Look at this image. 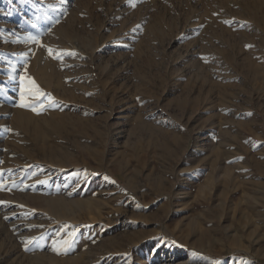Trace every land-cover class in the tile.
Returning a JSON list of instances; mask_svg holds the SVG:
<instances>
[{"label": "rangeland", "instance_id": "rangeland-1", "mask_svg": "<svg viewBox=\"0 0 264 264\" xmlns=\"http://www.w3.org/2000/svg\"><path fill=\"white\" fill-rule=\"evenodd\" d=\"M0 264H264V0H0Z\"/></svg>", "mask_w": 264, "mask_h": 264}, {"label": "snow or ice", "instance_id": "snow-or-ice-1", "mask_svg": "<svg viewBox=\"0 0 264 264\" xmlns=\"http://www.w3.org/2000/svg\"><path fill=\"white\" fill-rule=\"evenodd\" d=\"M49 54H50V55L53 54V53H52V50H50V49H49ZM37 96H38V98H39V105H40V106H43V104L45 103V101L48 100V99H50V98L47 96V94L40 93V92H37ZM31 110L36 111V107H32Z\"/></svg>", "mask_w": 264, "mask_h": 264}, {"label": "bare ground", "instance_id": "bare-ground-1", "mask_svg": "<svg viewBox=\"0 0 264 264\" xmlns=\"http://www.w3.org/2000/svg\"><path fill=\"white\" fill-rule=\"evenodd\" d=\"M19 118H20V119H19L20 122L23 123V119H22L21 117H19ZM41 133H42V132H41ZM42 135H43V134H42ZM42 135H41V136H42ZM43 149H44V148H43ZM53 150H54V149H53ZM53 150H52V151H53ZM52 151H51V153H52ZM46 152H47V151H46ZM52 154H54V153H52ZM50 155H51V154H50ZM54 155H55V154H54Z\"/></svg>", "mask_w": 264, "mask_h": 264}]
</instances>
